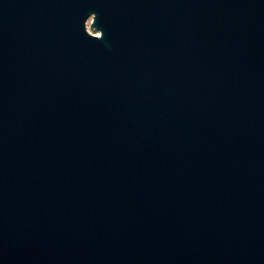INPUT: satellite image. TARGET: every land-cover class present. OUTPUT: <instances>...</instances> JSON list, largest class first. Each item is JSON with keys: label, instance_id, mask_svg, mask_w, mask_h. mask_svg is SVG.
Here are the masks:
<instances>
[{"label": "water", "instance_id": "95a60500", "mask_svg": "<svg viewBox=\"0 0 264 264\" xmlns=\"http://www.w3.org/2000/svg\"><path fill=\"white\" fill-rule=\"evenodd\" d=\"M0 264H264V0H0Z\"/></svg>", "mask_w": 264, "mask_h": 264}, {"label": "rangeland", "instance_id": "374dc122", "mask_svg": "<svg viewBox=\"0 0 264 264\" xmlns=\"http://www.w3.org/2000/svg\"><path fill=\"white\" fill-rule=\"evenodd\" d=\"M87 29H88L89 32H91V33H94V34L97 33V31H96L95 29H91V28H89V20H87Z\"/></svg>", "mask_w": 264, "mask_h": 264}, {"label": "bare ground", "instance_id": "6f19581e", "mask_svg": "<svg viewBox=\"0 0 264 264\" xmlns=\"http://www.w3.org/2000/svg\"><path fill=\"white\" fill-rule=\"evenodd\" d=\"M97 34V33H96Z\"/></svg>", "mask_w": 264, "mask_h": 264}]
</instances>
